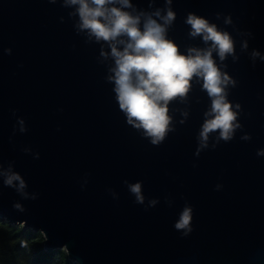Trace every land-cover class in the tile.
Segmentation results:
<instances>
[{
	"label": "water",
	"instance_id": "1",
	"mask_svg": "<svg viewBox=\"0 0 264 264\" xmlns=\"http://www.w3.org/2000/svg\"><path fill=\"white\" fill-rule=\"evenodd\" d=\"M149 2L132 0L146 11L164 7V0L152 9ZM171 7L168 38L182 52L204 46L188 35L192 12L226 28L239 55L235 63L228 58L226 71L236 81L229 100L242 107L243 131L198 157L210 105L200 82L183 103H170L175 131L153 146L126 123L107 80L112 59L76 34L69 10L48 0H0V162L15 161L28 191L38 193L22 200L0 182V219L41 232L46 251L64 248L76 264H264V156L257 155L264 149V61L253 66L249 57L253 49L264 55V0H173ZM217 12L230 14L233 25ZM183 111L189 114L180 123ZM17 118L27 132L14 134ZM244 133L251 140H241ZM125 180L142 181L145 197L160 203L145 211L147 199L135 204ZM17 201L25 211L14 210ZM185 202L194 208V231L181 238L173 224Z\"/></svg>",
	"mask_w": 264,
	"mask_h": 264
},
{
	"label": "clouds",
	"instance_id": "2",
	"mask_svg": "<svg viewBox=\"0 0 264 264\" xmlns=\"http://www.w3.org/2000/svg\"><path fill=\"white\" fill-rule=\"evenodd\" d=\"M50 4H59L69 10L67 16L73 20V28L77 35H83L86 42L101 44L100 56L113 61L109 67L108 82L114 85L113 91L119 109L126 117V123L141 133L153 146H159L167 135L175 131L173 115L169 105L179 100L183 103L193 86V81L201 83L210 105L204 112V121L197 135V157L202 151L215 149L221 141L231 142L236 133L243 131L240 122L242 107L229 100L230 89L236 81L226 71L229 57L235 63L239 60L236 52V41L226 28L219 27L208 18L189 12L185 24L189 26L191 39L200 38L203 47L189 46L186 52L168 38V31L176 20V12L171 5L173 0H164L163 8L152 11L138 9L132 0H48ZM155 0H150L149 8H153ZM217 20L223 19L225 26L233 25L230 14L215 13ZM64 17H61L63 22ZM251 37L252 33H246ZM107 45L110 51L104 50ZM248 40L240 42V51L247 52ZM11 54V49L5 50ZM215 53V56H214ZM249 57L255 66L257 59L264 61V55L253 49ZM187 111L181 113L184 123ZM18 128L15 131L27 132L23 118H17ZM241 140H251V135L244 133ZM25 154H31L38 160L40 154L32 153L25 148ZM258 156H264V149L257 150ZM0 182L2 187L10 188L22 200H35L38 193L28 191V183L15 171V161L5 167L0 162ZM124 184L134 197V203L145 205L148 211L160 203L159 198L148 199L143 193V182ZM222 185H216L219 191ZM111 191V190H110ZM115 198V193H113ZM165 203L171 207L173 201L165 197ZM14 210L23 212L20 202L13 203ZM193 206L185 202L174 222V230L181 238H187L193 231Z\"/></svg>",
	"mask_w": 264,
	"mask_h": 264
},
{
	"label": "trees",
	"instance_id": "3",
	"mask_svg": "<svg viewBox=\"0 0 264 264\" xmlns=\"http://www.w3.org/2000/svg\"><path fill=\"white\" fill-rule=\"evenodd\" d=\"M41 232L0 219V264H75L60 250H45Z\"/></svg>",
	"mask_w": 264,
	"mask_h": 264
},
{
	"label": "rangeland",
	"instance_id": "4",
	"mask_svg": "<svg viewBox=\"0 0 264 264\" xmlns=\"http://www.w3.org/2000/svg\"><path fill=\"white\" fill-rule=\"evenodd\" d=\"M4 221H6V220H4ZM60 251H62V252H64V253H66V251H65V249L64 248H62ZM76 264V263H75Z\"/></svg>",
	"mask_w": 264,
	"mask_h": 264
}]
</instances>
